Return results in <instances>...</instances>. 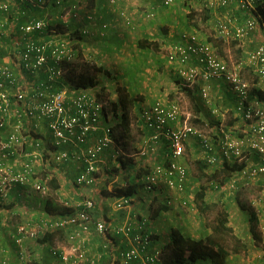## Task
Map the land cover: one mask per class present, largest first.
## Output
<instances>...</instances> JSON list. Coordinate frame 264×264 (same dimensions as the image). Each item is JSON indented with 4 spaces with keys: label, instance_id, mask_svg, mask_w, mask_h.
<instances>
[{
    "label": "built area",
    "instance_id": "1",
    "mask_svg": "<svg viewBox=\"0 0 264 264\" xmlns=\"http://www.w3.org/2000/svg\"><path fill=\"white\" fill-rule=\"evenodd\" d=\"M50 3V0H0V37L8 36L12 40L14 50L18 48L22 52L17 63L20 70L32 74V79L27 76L24 80L18 75L14 62L0 59V130H4L0 138V200L4 202L17 185L48 194L49 179L57 176L62 165L72 162L79 163L74 183L82 187L95 186L100 180L97 174L103 155L116 145L115 114L108 99L98 94L96 84L86 87L67 82L65 64L75 61L80 50L72 40L58 39L56 34L45 37L49 32H56L50 21L45 17H29L26 9L21 8L22 4H30L44 9ZM255 3L256 0H208L207 7L227 8L215 19V36L238 39L242 43L243 38L252 36L256 30L264 32V25H260L253 12ZM234 9L248 12L243 22L234 15ZM261 36L260 42L246 52V59L238 63H230L214 42L202 40L197 32H183L182 40L169 46L167 58L180 65L182 84L190 88L199 84V97L204 104L211 106L213 83L226 85L234 97V127L225 129L224 121L219 123L221 140L217 147L201 128L192 124L190 114L176 101H154L140 111L139 120L141 126L151 131L146 141L147 151L164 140L169 149L143 174L140 182L147 191L151 194L165 189L185 191L188 171L180 159L186 142L192 137L198 138L204 148L203 158L209 165L217 166L222 162L248 165L230 177L231 191L237 190L240 182L245 186L261 182V196L256 202L263 204L258 220L264 235L261 220L264 215V99L256 96L249 100L251 88L264 89V34ZM245 66L257 74L258 82L252 83L244 77ZM41 72L49 73V78L38 82ZM211 110L215 117L224 118L217 107ZM42 123L46 133L39 129ZM119 151L117 148L116 156ZM44 170L47 173L43 174ZM133 201L134 197L122 195L115 198V207L126 209L132 207ZM96 202L97 198L88 197L77 204L82 205L83 210L69 218L46 217L14 224L12 236L18 247L16 264H27L32 259L26 251L28 239L36 240L55 229L67 231V244L57 246L61 250L53 264H98V260L86 256L87 246L94 233L104 236L109 225L96 215ZM188 202L186 199L183 204ZM143 228L141 223L135 226L129 222L118 228L131 245L114 258L111 256V264H158L160 250L150 249V238L144 235ZM108 247L107 242L103 244L104 249ZM10 261L9 255L0 256V264H11Z\"/></svg>",
    "mask_w": 264,
    "mask_h": 264
},
{
    "label": "rangeland",
    "instance_id": "2",
    "mask_svg": "<svg viewBox=\"0 0 264 264\" xmlns=\"http://www.w3.org/2000/svg\"><path fill=\"white\" fill-rule=\"evenodd\" d=\"M65 1L61 0V2L57 4L55 2L56 6L46 7L43 9L44 11H42L44 14L43 17L48 19L52 24V27L56 29V32H50L51 34L48 36L51 37L52 34H56L55 37L58 39H64L65 41L72 40L74 46L80 50L79 56L75 61L83 62L86 60L88 64H94L96 67L103 68L104 71H97L95 73L94 84L97 85L96 89H98V94L102 98L108 99L110 108L113 109V101L118 98L116 88L119 84L126 85L131 94L141 97L131 111V130L124 134L118 127L116 130L113 129V135L115 139L117 138L116 145L112 146L106 152V157H103L104 164H102L99 173L97 174V176L100 177L99 182L93 187L83 189V193L87 196H95L94 188L97 187L99 191L104 193L101 201H103L102 204L104 207H109V211L106 212V214L108 213L107 216L109 219H106L111 221L115 215L109 216L110 212L116 211L117 213V210L119 211V209L115 207L116 190L113 187L112 179L119 176L118 180H115L114 182L121 185L128 183L126 181L127 176L125 173L119 175L121 171L117 168L116 162L121 159L125 160L127 164L135 162L137 166L140 164H146L148 167H151L154 162H157L158 159L163 157L165 154L164 149L167 148L164 140L161 144H157L158 146L155 145L154 149L147 151L146 141L148 140L151 131L146 127L141 126V122L139 121L140 111L144 107L152 104L156 100L178 102L182 106L183 111L190 114L192 124L201 128L204 133L211 138V143L216 147L221 140L217 125H219L222 120L225 124H233L235 119L232 110L234 104L233 95L228 92V94H224V96L220 98L217 93L218 91H216L217 87L215 89L213 86L210 94L212 99L211 106L204 104L200 97L199 103L203 106L202 115L205 118V122H212L215 127L212 124L202 125L200 123H195L194 118L196 115L194 102L190 100L189 96L183 89L185 86L182 84L183 82L179 77L178 72L180 65L178 63H171L167 58L169 46L182 40L181 34L183 32H197L202 40L211 41L210 39L213 38L214 41L218 42V48L226 59L230 63H238L246 59V52L260 42V39L262 38L261 35L264 34V32L256 30L252 36L250 35L243 38L242 43L234 38L226 39L225 41L223 40V42L218 41L215 37V20L212 19L205 22L201 17L205 15L203 14V9L206 8L205 4L208 0H199L198 6L196 7H192L193 2H189V0H172L169 4H164L163 1L159 0L157 2H159L160 5H153V2L147 4V0H115L114 2H112V0H97V3H106L108 7L107 10L103 8L102 11L107 16H102L103 19L100 23L105 31L102 29L101 35L95 36V38L94 36L89 38L88 34L90 29L96 27L94 22H88L89 25L86 22V25H88V27L86 26V31L87 28L89 31L83 33L80 30L84 35H81L79 38L78 36L73 35L74 28L69 26V21L72 19H76V21L80 19L81 21L82 16L83 18L84 16H87V19H91L94 15V5L97 3L95 4V2H92L91 0ZM157 6L159 7L157 8ZM194 9L196 11L198 23L190 22L189 18L187 21L185 20V17L194 13ZM212 9L213 17L222 14L219 7H213ZM151 13H154V15H150ZM39 15L36 17H39ZM195 21L197 20L195 19ZM99 22L100 20L98 23ZM81 24L82 23H80V25ZM82 27L84 28L85 25L82 24ZM146 37L160 42L158 50L138 48V39ZM8 44L13 45L12 43ZM8 44L5 43L3 46L7 51L4 57L8 58L6 61L9 60L13 63L15 60L16 62L17 57H12L13 51ZM17 72L18 75L20 74L22 76V71L19 67ZM243 75L250 82H257V80H255L257 74L250 67H244ZM94 84H91L90 86ZM194 88H199V84H195ZM220 88L219 91H221ZM210 107H217L221 113H223L224 118L221 116L215 117ZM105 125L107 126V123ZM39 129L41 132L46 133V126H44L43 123ZM186 143L185 153L180 159V162L187 167L188 171V180L185 191H168V189H165L159 194H151V192L144 188L143 183L138 181L136 182L137 194L134 195L136 199L134 198L131 205L136 209V215L133 220L127 221L125 218L123 222L133 223V225L138 226L140 220L146 218L148 219L145 222L146 225V223H149L150 221V203L154 201V208H157L161 201H163L166 202L171 209L162 213L160 216L161 218L158 221H151L150 227H154L152 229H155L153 230L152 237H156V235L159 237H165L169 231V227L172 225L180 226L184 229L185 233L194 236L195 238L206 236L211 232L210 225L212 224L216 213L210 212L208 215H203L195 202L196 191L202 184H206L208 187V193L212 197L210 199H213L218 204L219 208H217V211H221L225 208L229 210V225L233 228L237 236H240L246 241L247 246L244 250L239 253H232L228 263L264 264V235L260 230L261 223L259 224L258 221L255 228L262 233L263 239L260 243L255 244V239L249 231L250 223L248 221V216L252 210H255L257 214L262 213L263 204L261 202H256L258 196H261L260 186L257 184L243 186L242 183V187H240V182V199L248 207V212L242 210L240 203L236 198L238 189L235 191L228 190L227 188L224 190H216L214 183H210L200 177L197 161L204 156V148L200 140L192 137ZM117 148L120 151L119 155L116 156ZM142 151H146V154L143 155ZM103 168L106 170L109 169L111 175H104ZM70 169L71 168L67 166V171L70 173L69 176L67 175L68 178H72L73 175L71 174L72 170ZM107 179H109V181ZM24 195H26L24 198L26 203L32 201L38 205V203H40L39 201L48 194L43 195L28 187V190H26ZM155 195L159 198L154 199ZM186 199L189 201L188 204H183V201ZM12 200V197H10L5 201V204L10 203V201L14 202L12 207L17 205L14 209L21 210L23 202H15ZM123 210L125 209H122V212ZM28 215V213L22 215L16 214L15 216H10L9 220L10 222L22 223L27 221L26 219L29 217ZM261 220L262 222L264 221V215H262ZM124 224L125 223H123V225ZM145 225L144 229H146ZM61 234L62 233H60V237H62ZM247 234H250V237ZM12 235L13 233H11V236H7V238H9L7 244L9 243L10 262L11 264H16L18 252ZM99 238H103L104 241L108 239V237L104 238L103 236ZM152 243L159 249L161 240L154 238ZM152 243L150 242V245ZM1 247L3 248L4 246L1 244ZM7 247L8 246H5L6 249ZM50 247L48 244L41 245L37 240L28 239L26 241V251L32 258L28 264L34 259L39 261L40 264H48V259L50 260V257L55 259L58 258L56 254L51 253ZM109 252H115L112 250L111 245L109 247Z\"/></svg>",
    "mask_w": 264,
    "mask_h": 264
},
{
    "label": "trees",
    "instance_id": "3",
    "mask_svg": "<svg viewBox=\"0 0 264 264\" xmlns=\"http://www.w3.org/2000/svg\"><path fill=\"white\" fill-rule=\"evenodd\" d=\"M57 1L58 0H50L51 5H48V6H56ZM91 1L95 2L94 0H91ZM232 7H234V5ZM21 8L26 9V12H27L26 14L29 17H33V16L36 17L37 15L42 13V11H44L43 8H40L38 6L35 7L30 4H22ZM203 10H204L203 14H205L204 16H201L203 21L207 22L212 19L213 20L216 19V17H213V14H212L213 9L211 7L206 6V8H204ZM219 10L224 12L225 10H227V8L224 6H219ZM193 12L194 13L189 15L188 18L190 22L198 23V19L195 18L196 11L193 10ZM253 12L259 18L260 25L263 26L264 25V0H256L255 8L253 9ZM233 13L234 15L239 17L238 20L240 21L242 20V22L248 16V12L244 9L242 10L234 9ZM43 16H44L43 13L39 15V17H43ZM93 19L94 18L91 17L90 20H93ZM195 19L197 21H195ZM69 22H70L69 26L74 28L73 35L78 36L80 38V36L82 35L80 24L76 22V19H72ZM49 34L51 33L49 32L48 34L44 36L46 37ZM216 39L220 42H223V40L225 41V39L220 38V37H216ZM210 40L214 42L215 45L218 44V42L214 41L213 38H211ZM5 43L7 44L12 43V40L8 39V36H1L0 59H3V60L8 59L4 57L7 51L5 48L2 47ZM8 45L11 47L13 51L12 57L16 56L17 57L16 60L19 62V58L22 56V52H19L18 48L17 50H14L13 45H10V44ZM137 46L140 49L158 50V47L160 46V42L154 41L147 37L140 38L137 41ZM17 61L15 62L14 60V64L16 65L15 66L16 70H18V67H19V64H17L18 63ZM65 66L66 68H68V71L66 74V77L68 79L67 82L70 84H74L76 86H86L87 87L88 85L94 84L95 83V73L97 71H104L102 67H96L94 64H88L86 60H84L83 62L82 61L67 62ZM26 72L27 71L23 70L22 78L27 79L28 77H30L32 79V74L30 75L29 73H26ZM38 78H39L38 82H41L44 79H48L49 73L41 72ZM38 78L36 77V81ZM258 79L259 77L256 76L255 80H257V82H258ZM213 86L215 89L217 87L216 91H218L217 93L220 96V98H222L224 94H228V92H230L227 86L222 83H213ZM219 88L221 91H219ZM183 89L185 90L186 94L189 96L190 100L194 102L195 115H196L194 118L195 123H200L202 125L212 124L214 126L212 122H205V118L202 115L203 106L199 103L200 99H199L198 88L195 89V88H190V87L185 86L183 87ZM116 93L118 95V98L117 100L113 101V104H112L113 106L112 110L114 111V114H115L113 129L116 130L118 127L124 134H126V132L131 130V124H132L131 111L134 105L136 104V102L141 97L131 94L127 86L123 84L122 85L119 84L117 86ZM256 96L260 99H264V89L262 87L254 86L253 88H251L249 100L250 101L254 100ZM218 126L219 125H217V127ZM224 127L225 129L233 128L234 121H233V124H224ZM3 133H4V130H0V138ZM39 136L44 137L42 134H40ZM116 140L117 138L115 139V141ZM46 156H49V155L46 154ZM116 163H117V168H119V170L121 171L119 175H122L125 173L127 176L126 181L128 182V183H125L124 185H121L113 181V187L116 190V197H120L122 195L134 197V195L137 194L136 182L142 179L143 174L147 172L148 166L146 164H140L139 166H137L135 162L131 164H127L125 160H121V159H119ZM101 164H104V161L102 163L101 162L99 163V165ZM197 165L199 168L200 177L203 178L204 180H207L210 183H214V187L216 190L217 189L224 190L225 188L229 190L230 189V186H229L230 177L234 175L236 170L241 169L244 166H248L244 162L243 163L222 162L217 166H211L207 163L206 159L204 158L198 160ZM42 173L45 174L47 173V171L44 170ZM103 173L104 175H107V176L109 174L111 175V171L109 169L106 170L105 168H103ZM71 179L74 182V178H71ZM107 180L109 181V179ZM48 186H49L48 195L39 201L41 203L40 206L36 205V207L39 208V212L43 216L38 217L36 219H42L46 217L52 220L58 219V218H69L72 216H76L81 210H83L82 205L78 206V205L66 204L63 200L59 198L58 193H56L57 189L60 187V182L58 178L52 177V179H49ZM240 187H242V183L240 184ZM239 191H241L240 188H238L237 190L236 198L239 201L242 210L248 212V207L240 199L241 193ZM260 191H261V187H260ZM94 194L95 196L98 194L99 197L104 196V193L102 191H99L98 187L94 188ZM95 196H89V197H95ZM84 197H85L84 199L85 201L88 197L87 195H85ZM156 198H159V197L156 195L154 196V199ZM210 198L212 197L208 193V187L206 186V184H202L195 194L196 206L198 207V209L203 215H208L210 212H215L216 214H215L212 224L210 225L211 232L207 234L206 236H202L199 238H195L185 233L184 229L177 225H172L171 227H169V231L167 232V235L165 237H159L157 235L156 237H152L153 230L155 229H152L154 227H150L151 221L152 220L158 221L161 218L160 216L162 215V213L169 211L171 207L166 202H163V201H161V203L158 205L157 208H154V205H153L154 201L150 203L149 205L150 221L149 223L147 222L145 225V222L148 219L143 218L140 220V223L146 226V229L143 228L144 235L146 236L148 235L151 243H152V240H154V238H156L157 240H161L160 247H159L161 261H159L158 264H227L228 258L232 253H239L242 250H244V248L247 246L246 241H244L240 236H237L233 228L229 225V216H230L229 210L225 208V209H222L221 211L219 210L217 211V208H219L218 204L216 203V201ZM16 200L18 202L20 201L24 203L23 198L16 199ZM13 205H14V202L10 201V203L5 204L4 201L0 200L1 207L5 206L6 208L11 209ZM248 221L250 223L249 231H250V234H252L255 239V244L260 243V241L263 239V235L260 231H258L255 228L256 223H258L259 221L258 214L257 212H255V210H252L250 212V215L248 216ZM118 228L119 227L115 228L113 231L111 230V228L110 230L108 229L107 233L103 237L104 238L108 237L110 235V231H112L111 232L112 236L114 233V235L126 237L123 232L118 231ZM60 233L65 234V237H67V231L65 229H55L52 231H47L45 234H43L41 237H39L36 240L41 245L48 244L49 246H51L56 235ZM130 245L131 243L127 247H121L120 250L127 249L130 247ZM29 264H40V263L39 261L34 259Z\"/></svg>",
    "mask_w": 264,
    "mask_h": 264
},
{
    "label": "crops",
    "instance_id": "4",
    "mask_svg": "<svg viewBox=\"0 0 264 264\" xmlns=\"http://www.w3.org/2000/svg\"><path fill=\"white\" fill-rule=\"evenodd\" d=\"M142 1H146V0H142ZM157 1H159V0H147V4H150L151 2H153V5H160L159 2H157ZM190 1L193 2L192 7L198 6V1L199 0H197V1L196 0H189V2ZM65 2H67V1H65ZM96 3H97V0L95 1V4ZM158 7L159 6H157V8ZM103 8L106 9V10L108 9L106 3H102V2L101 3H97L96 5H94V15L92 16L94 18L93 20L87 19V16L86 17L84 16V18L82 16L81 17V19H82L81 21H80V19L76 21L79 24L82 23L83 25H85L84 28L82 27V24L80 25V28H81L83 33H86V32L89 31L88 28H87V31H86V26L88 27V25H89L88 22H94V25H95L96 28L90 29L89 34H88L89 38H91L92 36H94V38H95V36L101 35L102 29H103V31H105V29L102 28V26L100 25V23L102 22V19H103L102 16H105V17L107 16V15H105L103 13V11H102ZM196 18H197V16H196ZM99 20H100V22L98 23ZM185 20L186 21L188 20V16L185 17ZM86 22H87L88 25H86ZM98 24H99V26H98ZM82 35H84V34H82ZM95 53H96V51H95ZM167 151H168L167 148L164 149V153L167 152ZM104 156L106 157V153H105V155H103V157ZM78 164H79L78 162L77 163L76 162H72L70 165H68L71 168L70 170H72V173H71V174H73L72 178H74L73 176H75L76 173H77V170H78L77 165ZM69 174L70 173H68V171H67V166L62 165L61 171L56 174L57 175L56 178H58L59 182H60V187L57 189L56 193H58L60 198H63L61 200L65 201V202H68L69 204H72V205H77V204L82 203L84 201L85 194L83 193V189H85L87 187L77 186L71 180V178L67 179L66 177H68ZM118 178H119V176H116L115 179H113L112 181L118 180ZM61 179H62V181H61ZM260 185H261V182L258 183V186H260ZM26 190H28V188H25L24 186H20V185L15 186L12 189V192H11V197H12L13 201L18 202L16 199H21V198L24 199L26 197V195H24ZM89 196L90 195H88L87 197H89ZM95 198H97V200H98L96 202V212H95L96 215H98L99 218L105 219L107 221L108 225H109V228L111 227L112 231L115 228H117V227H121L123 225V223H126L125 221L123 222V220L125 218L127 219V221H131V220H133L134 216L136 215V209L134 207H129V208H126L125 210H123V212H122V209L119 210V211L117 210V213H116V211L115 212L111 211L109 216H114L115 215V217H113V219H111V221H108L107 220V219H109L108 216H107L108 213L106 214V212L109 211V207H106V206L104 207V205L102 204L103 201H101V200H102L103 196L99 197V195L97 194L95 196ZM36 205L37 204L35 202L31 201V202H27L26 203V201L24 200L23 207H22L21 210L20 209L19 210L14 209L17 205L12 207L11 209L10 208L7 209L5 206L4 207L0 206V241H1L0 243L2 244V246H4L2 248V250H0V256L1 257H3V255H9L10 254V252H9L10 251L9 243L7 244V241L9 240V238H7V236L8 237L11 236L12 229L14 228V224L17 223V222H13V221L10 222V220H9L10 216H13V215L15 216L16 214L22 215V214L28 213L29 217L26 220L35 219V218L43 216L39 212V208L36 207ZM38 205L40 206L41 203H38ZM6 217H7V219H6ZM112 231H110V235L108 236V239H107L108 241L107 240L104 241L103 238H99V237H102V236L98 235V233H94L90 237L89 245L87 246V253H86V256L88 258H92V259L98 260V264H111V262H110L111 256H113V258H114V255H119L120 248L121 247H127L131 243V241L129 239H127L126 237H124V236L123 237L117 236V235H114V233H113V236H112L111 235ZM4 235H5L6 238L4 237ZM247 235L250 237V234H247ZM61 236L63 238L60 237V234H57L55 239H54L55 244H54V241H53L51 247L49 246L51 253L52 254H56L57 256L59 254V250H61V249H57V246H60V244H64V245L67 244V241H66L67 237H65V234H61ZM113 240H115V241H113ZM104 242H107L109 247L111 245L112 250L115 251V252H109V247H108V249H104L103 248V243ZM14 244H15V242H14ZM5 246H8L7 249L5 248ZM16 249H17V252H18V248L17 247H16ZM150 249L154 250V249H158V247H155V245L152 243L150 245ZM54 250L56 251V253L54 252ZM230 257H231V255L229 256V258ZM229 258H228V262H229ZM57 259L58 258L55 259V258H51L50 257V260L48 259V264H53L55 261H57ZM228 262H227V264H229Z\"/></svg>",
    "mask_w": 264,
    "mask_h": 264
},
{
    "label": "clouds",
    "instance_id": "5",
    "mask_svg": "<svg viewBox=\"0 0 264 264\" xmlns=\"http://www.w3.org/2000/svg\"><path fill=\"white\" fill-rule=\"evenodd\" d=\"M135 198V197H134Z\"/></svg>",
    "mask_w": 264,
    "mask_h": 264
}]
</instances>
